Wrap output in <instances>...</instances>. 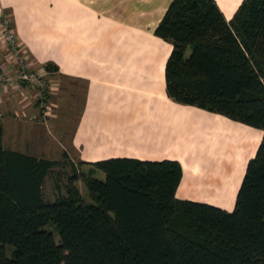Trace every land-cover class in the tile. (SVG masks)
I'll use <instances>...</instances> for the list:
<instances>
[{"label":"trees","instance_id":"16d2710c","mask_svg":"<svg viewBox=\"0 0 264 264\" xmlns=\"http://www.w3.org/2000/svg\"><path fill=\"white\" fill-rule=\"evenodd\" d=\"M154 34L172 46L169 98L263 131L233 210L176 198L170 159L72 161L65 193L45 199L60 161L4 148L0 127V264H264V0L229 20L215 0H171Z\"/></svg>","mask_w":264,"mask_h":264},{"label":"crops","instance_id":"0c3cea01","mask_svg":"<svg viewBox=\"0 0 264 264\" xmlns=\"http://www.w3.org/2000/svg\"><path fill=\"white\" fill-rule=\"evenodd\" d=\"M170 1L0 0V18L12 13L17 43L36 66L53 63L58 71L51 74L83 83V106L70 137L78 161L177 160L182 176L176 198L231 211L263 131L166 95L172 46L154 29ZM242 1L215 0L227 20ZM28 106H21L22 116ZM8 123L0 122L2 145Z\"/></svg>","mask_w":264,"mask_h":264},{"label":"rangeland","instance_id":"374dc122","mask_svg":"<svg viewBox=\"0 0 264 264\" xmlns=\"http://www.w3.org/2000/svg\"><path fill=\"white\" fill-rule=\"evenodd\" d=\"M10 15L12 17V13ZM10 54L6 42L0 34L1 74L13 69V60ZM46 77L57 87L56 91L54 90L47 97V104L51 107L49 116L44 117L42 110L36 102L35 92L29 86L24 85L23 93L26 98L24 101H22L23 96L18 94V92H13L11 87L8 88L9 91L7 93H4V89L0 88V122L8 121V124H10V129L6 130L3 142L6 148H16L21 152H26L37 157L60 161V164L53 168L42 184L44 198L53 200L59 194L65 193L64 185L67 178L72 174L70 162L78 161L77 152L70 145V137L83 106L84 86L81 82L72 83L68 79L57 77L51 73H48ZM12 98L14 102H12ZM4 99H10L12 104L8 105L9 101L4 102ZM27 102L29 106L24 110L26 112L25 116H22L20 114L22 113L21 106ZM16 103L17 106H15ZM11 105L12 107H10ZM15 111H19L20 116H17L14 113ZM32 113L35 116V120L31 121L29 117ZM17 121L22 124L18 133L15 131ZM34 121L42 124L41 129L40 127L31 129V122ZM63 152H66L67 158H63ZM83 169L87 171V167L83 166ZM95 176L103 179L101 172H97ZM75 185L82 196L88 199V192L84 183L78 180L75 182ZM55 238L58 240V232L55 233Z\"/></svg>","mask_w":264,"mask_h":264},{"label":"built area","instance_id":"2783aa9c","mask_svg":"<svg viewBox=\"0 0 264 264\" xmlns=\"http://www.w3.org/2000/svg\"><path fill=\"white\" fill-rule=\"evenodd\" d=\"M10 17L1 14L0 29L1 37L6 42L13 60V69L4 74L0 73V88H14L23 92V86H29L34 92L36 102L42 110L44 117L50 114V105L47 104V97L55 90L56 85L47 79L48 72L44 66H36L29 60L25 50L17 43L13 28L10 26Z\"/></svg>","mask_w":264,"mask_h":264}]
</instances>
